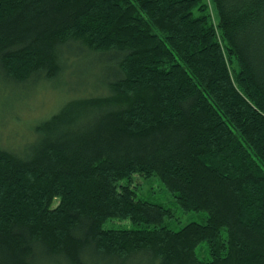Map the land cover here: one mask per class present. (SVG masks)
<instances>
[{
  "label": "trees",
  "instance_id": "trees-1",
  "mask_svg": "<svg viewBox=\"0 0 264 264\" xmlns=\"http://www.w3.org/2000/svg\"><path fill=\"white\" fill-rule=\"evenodd\" d=\"M64 78L0 134V264H264V0H0V87Z\"/></svg>",
  "mask_w": 264,
  "mask_h": 264
},
{
  "label": "rangeland",
  "instance_id": "rangeland-1",
  "mask_svg": "<svg viewBox=\"0 0 264 264\" xmlns=\"http://www.w3.org/2000/svg\"><path fill=\"white\" fill-rule=\"evenodd\" d=\"M65 79L54 84H49L47 87L40 86L37 91L34 90L33 92H31L33 89L31 87L26 90L8 87V89L11 88L10 93L8 89L0 87V134L4 144H16L20 137L30 136L26 133L28 125L32 124L33 126L36 121L51 115L59 109L66 91L72 90L70 86L65 84ZM75 82L76 80L72 84ZM1 88L4 90H1ZM15 90L17 96L13 97L15 95L12 92ZM5 94L11 97V101H8L7 107L2 105L3 101H6ZM20 96L25 99L23 102L16 99ZM1 113H4L3 116ZM24 129L25 132H23ZM136 183L140 186L138 191L139 197L173 208V218L166 219V224L171 225L172 228L179 229L181 226L193 221H205V214L203 212L193 211L185 213L181 208H175L173 197L157 178H138ZM124 224L129 225L131 223L124 222Z\"/></svg>",
  "mask_w": 264,
  "mask_h": 264
}]
</instances>
